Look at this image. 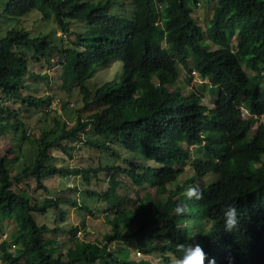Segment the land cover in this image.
Segmentation results:
<instances>
[{"label":"trees","instance_id":"1","mask_svg":"<svg viewBox=\"0 0 264 264\" xmlns=\"http://www.w3.org/2000/svg\"><path fill=\"white\" fill-rule=\"evenodd\" d=\"M167 1L134 0L132 17L129 13H112L111 9L118 6L116 0H7L2 12L5 20H16L33 10L44 19L53 13L57 29L66 32L71 40L66 44L58 37L59 31L30 38L19 29L9 30L0 39V93H4V97L0 96V138L21 132L25 140L32 139L38 146L33 164L25 166L17 176L8 167L9 155L0 157V218H10L13 211L18 215V230L13 234L18 250L13 256L4 243L1 258L5 264H83L99 259L87 251V243L77 242L78 227L60 225L66 220L63 204L78 206L76 200L57 196L45 199L39 206L31 205L29 196L15 184L33 176L37 188L47 190L44 180L52 176L82 175L88 181L92 175H105L111 183L109 192L103 196L94 189L91 192L96 191L92 195L107 202L105 196L110 197L118 187L116 172H121L138 186L146 180L161 197L175 181L176 167L191 159V151L183 147L185 143L202 145L208 159L194 163L197 175L204 177L213 172L219 181L198 190L200 199L182 197L177 204L184 207L180 215L175 214L171 199L167 203L160 197L152 200L153 206L150 204L146 211L151 222L124 234L115 223L110 242L131 238H138L141 245L154 242L151 248L161 254L166 264H172L171 253L181 255L179 245L194 242L203 248L204 264L209 259L215 264H264V0H221L206 28L193 17L197 0H175L173 7L163 12L161 6ZM170 10L175 13L166 18ZM71 22L82 25L84 32L74 34ZM235 41L237 51L233 48ZM211 46L216 49L211 50ZM189 50L196 56L193 69L201 79L209 81L210 92L218 89L212 110L203 104L202 94L178 97L169 90L178 79L176 62L190 68ZM76 52L79 54L73 58ZM29 53L37 63L45 60L48 66L61 65L62 79L71 93L75 88L69 85L77 77L85 100L91 99L85 108L94 104H105L106 108L72 128L61 123L62 116L54 111L55 128L33 138L24 112L47 108L50 115L52 110L48 109L49 97L24 95L29 88L23 82L29 73ZM115 58L123 63L120 83L116 86L105 82L91 93L85 84L100 66ZM71 64L74 66L70 71ZM244 65L256 75L248 76ZM138 77L145 83L142 90L138 88ZM47 78L41 75L39 80ZM10 102L20 103L21 108L14 109ZM60 104L65 111L75 108L61 100ZM244 110L248 118L243 117ZM91 125L103 141H82L80 134ZM254 126L258 129L252 135ZM76 140L101 154L114 156H118L120 144L130 152L140 151L161 168L100 164L97 168L72 169L52 165L50 151L58 147L71 152L72 148L64 147L62 142ZM115 198L118 200V195ZM227 205L237 209L238 223L232 232L223 228L221 209ZM31 209L41 215L55 210L60 224L55 221L52 230L38 226ZM192 217L202 224L194 239L187 227L176 229L171 224ZM110 263L121 264L113 256Z\"/></svg>","mask_w":264,"mask_h":264},{"label":"rangeland","instance_id":"2","mask_svg":"<svg viewBox=\"0 0 264 264\" xmlns=\"http://www.w3.org/2000/svg\"><path fill=\"white\" fill-rule=\"evenodd\" d=\"M99 1H107V0H99ZM175 0H168L166 3H164L165 9H170L174 5ZM221 0H214V2L207 3V0H197L196 5H194V14L193 17L197 19L200 22L201 26H206L212 19L213 11L217 9V5ZM118 6H114L112 10L113 13H123V11L131 14L133 17V0H117ZM7 5V0H0V39L4 38L9 30L12 29H19L27 32L30 36V38H35L39 36H48L51 33L53 34L55 31H59L60 29H57V21L53 16V13H48L49 18L44 19L43 15L33 10L29 14L17 18L16 20H5L3 16V10H5ZM172 6V7H171ZM126 9V10H125ZM121 11V12H120ZM174 12L171 11L169 13H166L167 17ZM131 17V16H129ZM72 27L71 31L76 34H81L84 32V28L81 26L77 27L76 23L71 22ZM59 36V35H58ZM74 39V37H72ZM57 40V38H56ZM71 39L69 38V41ZM154 43H156L154 41ZM163 46L165 47L166 44L163 43ZM233 48L235 51L238 50L236 41L233 44ZM79 53L76 52V54L73 55V58H76V56ZM33 55L30 53L28 54V67H29V73L24 81L25 87L32 86V88H29V92H32L31 95H34L36 97H49L51 99V102L53 104L52 113L48 115L46 113V109H40V110H28L24 112V118H26V124H28V130L29 133L34 137L39 138L42 134L43 130H51L55 128V117L57 114L61 115V123H66L70 128H72L78 121H90V117L95 113H99L102 109L105 108V105H95L92 107H86V104L84 103V97L83 94L80 93L79 89V81L78 78L75 77L71 80V86L73 89V86L75 88L74 92H69L67 86L65 85L63 79H62V67L61 65H47L45 64V60H42L41 63H37L35 60L32 59ZM59 57V56H58ZM60 58V57H59ZM74 65H69V70L71 71L72 67ZM178 70V76L179 81H175L170 88H174L176 91L174 94H176L178 97L180 96H190L191 93H193V90L199 91L201 94L204 95V103L209 108H214V102L218 95V89L213 90V100L212 103L209 101L212 97L208 96L205 97L207 93L210 92V86L204 85L203 81L199 79L197 75L194 73L189 75L187 73V70H185L181 65L179 64L177 66ZM46 71V72H45ZM249 76H255L254 73L250 70H247ZM41 74L44 76H48L47 79L39 80L41 77ZM123 78V65L121 59H112L109 64L100 66L97 69V73L95 76H92L88 82L85 84V87L88 88V90L91 93H95L96 90L101 88V86L107 82V83H114L116 86L118 83H120L121 79ZM140 78L138 77L136 81H138ZM68 86V87H69ZM140 90H142V87H140ZM29 93H24V95H27ZM4 95V94H3ZM60 100L64 103L67 102L71 105H74V110H67L65 111L64 108L60 104ZM88 102H91L88 100ZM14 109H20L21 104H17L16 106L13 105ZM83 108V110L79 114H75L76 110H79ZM54 111L57 114H53ZM94 114V115H95ZM23 117V115H22ZM243 117L247 118L249 117V114L244 110L243 111ZM92 127V128H91ZM88 126L87 130L85 132L80 134V137L82 138V141L86 140H94V141H103L102 138L98 137L95 133V130L93 126ZM258 126H254L251 130V134L255 135L257 132ZM14 137L16 139L14 140ZM52 140H55L56 137H52ZM187 144V143H186ZM62 145L64 147H71L72 151L69 152L66 149L62 150L58 147H55L53 150L50 151V155L53 157V161L51 164L56 165L59 168H84L87 169L89 167L97 168L102 165H120V164H126L128 167L130 166H139L142 169H145L147 167L150 168H161L157 163L154 161H148L143 154L141 155L140 151L137 152H130L126 150L122 145H118L117 147L120 149V152H118V156H114L111 153H100L98 150L93 149L89 147L85 142H80L76 140L73 143H70L68 141L62 142ZM188 145V144H187ZM186 146L184 145V148ZM189 147V145H188ZM186 147L185 149H188ZM192 153H194L195 148H191ZM10 158H8V167L13 170V175L17 176L20 174L22 168H24L26 165H32L38 152V146L34 144V141L32 139L25 140L22 133L16 134H7L0 138V156L8 155L10 152ZM202 154L205 155V152L203 150ZM264 161V156L262 157ZM191 163V162H189ZM194 173L192 171V168L187 165L185 168V172L183 175L180 176L178 183L179 185H183L185 182H187L189 179L193 177ZM210 175L205 177V179H209ZM117 182L119 183V186L117 188V193L120 195L122 199H124L127 203L121 206L120 209L124 208H130L133 207V209H136L137 205H133L134 201H137L138 198L142 199V203L144 206V209L150 205V195L149 191L151 190V187L148 185V182L144 180V183L138 185H133L132 183H129L127 177L124 174H118V178H116ZM214 179H210L206 182V184H209ZM201 183H203L201 180H199ZM45 185L48 188V192L43 190H37L35 189V181L34 179H26L25 182H22L23 187L28 190L30 193H32V196L38 201L42 202L44 198H46L48 195L49 197H67L77 200L78 206L76 205H68L63 204V210L66 215V220L63 224H60L59 218H56V214L54 210H51L46 216H38L37 213H34L33 216L38 219L39 222L47 223L50 225V227H53L55 221H57L58 224L64 225L65 228L69 226H76L79 229L83 230L84 237L82 240L78 239L79 242H89L93 243L94 247L96 249L99 248V245L104 244V236L106 234L111 233L112 226L109 224L110 220L114 219V214L112 212L114 210L111 209V204L114 200L115 194H111L113 196L111 204L104 199H98L97 197H94V195L90 194L87 195L86 193H93V192H100V195H105L107 192H109L110 187L107 186V183L109 184V178L104 175V177H98L92 175L90 176V179L86 181L83 177H61V176H52L44 181ZM110 185V184H109ZM196 185L199 186V184ZM144 187L142 190L141 188ZM191 187V186H189ZM92 189L96 191H92ZM170 188V190H172ZM154 190V189H153ZM153 190L151 193H153ZM61 194V195H59ZM152 205V204H151ZM153 206V205H152ZM81 207H88L89 209H95L96 213L93 211V215H84V211ZM110 212L105 213V211ZM107 214V215H106ZM133 215H136L139 217L140 220L149 219V215L144 213L143 208H141L136 213H129V212H123V216L120 219L122 222L126 221L127 219L131 218ZM1 219L3 220V223L0 227V264H5L1 260V254L2 250L1 247L4 242L9 243V246L13 253H16L17 251V244L12 240V235L14 232L18 229V215L13 212L11 217L9 219L1 216ZM85 222L86 225H83ZM174 226H180L181 222H173ZM91 225L93 229H96L93 233H90L87 231V227ZM201 223H191L190 227H196L197 233H193V230L191 231V234H194L195 236L198 235L201 232L200 226ZM136 229V227H135ZM7 235V236H6ZM111 250H115L117 255L120 256L121 253V243L114 242L112 246L110 247ZM138 252L136 247H127L124 251L125 255L128 256H138ZM142 253V252H141ZM141 255H144L143 253ZM152 264H164L161 256L156 253L153 255V258L150 259ZM143 264H147V262L142 259ZM26 264V263H22ZM97 264H109L107 260L99 261ZM176 264V263H175Z\"/></svg>","mask_w":264,"mask_h":264},{"label":"clouds","instance_id":"3","mask_svg":"<svg viewBox=\"0 0 264 264\" xmlns=\"http://www.w3.org/2000/svg\"><path fill=\"white\" fill-rule=\"evenodd\" d=\"M117 1V0H116ZM214 2V1H213ZM211 3V2H210ZM206 4H208V3H206ZM194 5H196L195 3H194ZM132 6H133V9H134V0H133V4H132ZM172 7V6H171ZM194 7V6H193ZM126 10V9H125ZM161 10L164 12L166 9L164 8V5H162L161 6ZM171 11H173V10H170V12ZM216 11V10H215ZM215 11H213V13L215 12ZM121 12V11H120ZM174 12V11H173ZM113 13V12H112ZM123 13L126 15V14H128L127 13V10H126V12L125 11H123ZM175 13V12H174ZM115 14H120V13H115ZM133 14H134V10H133ZM193 14H194V12H193ZM172 15V14H171ZM170 16V15H169ZM168 16V17H169ZM166 18H167V15H166ZM212 18H213V15H212ZM197 20V19H196ZM212 20V19H211ZM198 21V20H197ZM199 22V21H198ZM161 24H162V22H160ZM210 23V22H209ZM208 23V24H209ZM199 24H200V22H199ZM207 24V25H208ZM77 25V27H79V26H81V25H79V24H76ZM207 25L204 27V26H201L202 28H206L207 27ZM57 34L59 35L58 37H61L64 41H65V43L67 44V43H69L70 41H69V37H68V34L66 33V32H64L63 30L62 31H59V32H57ZM61 34H63V36L61 35ZM164 43V42H163ZM210 49L211 50H215L216 49V46H211L210 47ZM189 52H190V55H189V62H188V65L190 66V68L189 69H187V67H185L183 64H181L180 62H176L177 63V66L180 64L181 65V67H183L185 70H187V73L189 74V75H191V74H195V75H197L198 77H199V79L200 80H202L203 81V84L204 85H208V86H210L209 85V81L208 80H206V81H204L203 79H201V77L199 76V74L193 69L194 68V62H195V60H196V56H195V54H194V52L192 51V50H189ZM109 64V63H108ZM122 65H123V63H122ZM176 69H177V67H176ZM244 70H245V72L247 73V75H248V72H247V70H249L248 68H247V65H244ZM46 72V71H45ZM177 72H178V70H177ZM189 72H191V73H189ZM253 72V71H252ZM254 73V75H256L255 74V72H253ZM42 75V74H41ZM249 76V75H248ZM251 77V76H250ZM176 81H179V76H178V79L176 80ZM144 81H142V80H140L139 79V85H138V88L140 89V87H142L143 88V86H144ZM79 86V85H78ZM29 88H32V86H29ZM28 88V89H29ZM80 89V88H79ZM169 90L171 91V92H175L176 90L174 89V88H169ZM193 92H195V93H199V94H201L199 91H197V90H193ZM28 93H29V95H31V93L32 92H29V90H28ZM80 93H81V90H80ZM4 93L3 92H1L0 93V96H2V97H4V95H3ZM192 94V93H191ZM190 94V95H191ZM203 95V94H202ZM31 96H34V95H31ZM204 96V95H203ZM208 96H211L212 98L209 100L211 103H212V100H213V92L211 93V92H209V93H207L206 94V96L205 97H208ZM36 97V96H35ZM39 97H41V96H39ZM83 97H84V103L87 105L88 103H90V102H88V100H85V97L86 96H84L83 95ZM185 97H189V96H185ZM90 101H91V99H89ZM203 103H204V99H203ZM20 104V103H19ZM9 105H14V106H16L17 104H12L11 102L9 103ZM95 105H105V104H94V105H91V107L92 106H95ZM205 106H207L206 104H204ZM52 108H53V104H52V102H51V105L48 107V109H51L52 110ZM105 108H106V105H105ZM104 108V109H105ZM207 108L209 109V110H212L211 108H209L208 106H207ZM214 108H215V106H214ZM213 108V109H214ZM246 111V110H245ZM247 112V111H246ZM248 118V117H247ZM82 122H83V120H82ZM66 124V123H65ZM67 125V124H66ZM67 127L68 128H70L68 125H67ZM91 127V126H90ZM205 144V142L203 143V145ZM184 145L186 146V147H188V145L185 143V144H183V147H184ZM185 147V148H186ZM195 148V151H194V153H192V150H191V148ZM202 145L201 146H196V145H189V150L191 151V159L188 161V162H186V163H184V164H181V165H179V166H177L176 168V172H175V177H176V179H175V181L172 183V184H170L169 186H168V189H167V194H165V195H163V196H158V193H157V190L154 188V190H153V188L151 187V190L149 191V195H150V201H149V203L152 201V200H155V199H157V200H160L159 199V197L161 198V200L162 201H164V202H168V200L169 199H171V201H172V206H175V208H174V212H175V214L176 215H180L183 211H184V207H183V205H177L178 204V201L182 198V197H184V196H186L188 199H191V198H196V199H200V192L198 191V190H204V189H206V188H208L210 185H214V184H216L218 181H219V176H218V174H216V173H213V172H210V173H208V174H206L204 177H200L199 175H197V173H196V171H195V169H194V167H193V165H194V163H196V162H198V161H206V160H208L207 159V157L204 155V154H202ZM11 153H13L12 151L8 154L9 155V158H10V155H11ZM3 156H7V155H3ZM3 156H0V157H3ZM189 162H191V163H189ZM53 165V164H52ZM187 165H189L191 168H192V171H193V173H194V175H193V177L191 178V179H189L187 182H185L183 185H179V183H178V180H179V178H180V176L181 175H183V173L185 172V168H186V166ZM26 166H29V165H26ZM54 166H56V165H54ZM119 166H122V167H126V168H128V166L126 165V164H120ZM57 167V166H56ZM59 168V167H58ZM69 168H74V167H69ZM79 169H82V168H80V167H78ZM23 169L24 168H22V170L20 171V172H22L23 171ZM12 174H13V170H12ZM116 174H117V177L116 178H118V174H124L126 177H127V179H128V181H130L129 183H132L134 186L136 185L128 176H127V174H125V173H121V172H116ZM210 175V177H209V179L207 178V179H205V177H207V176H209ZM57 176H59V175H57ZM82 177V175H78V176H75V175H71V176H67V177H76V178H78V177ZM26 179H34V181H35V178L33 177V176H29V177H26V178H24L22 181H21V183L20 184H18V186H17V184H15V188L16 189H18V190H22V191H24L28 196H29V204H31V205H33V204H36V205H41L42 204V202L45 200V199H50V198H54V197H49V195L46 197V198H44L43 199V201L40 203V202H38L33 196H32V193H30L28 190H26L24 187H23V185H22V182H25V180ZM210 179H214L211 183H209V184H206V182L208 181V180H210ZM46 180V179H45ZM44 180V181H45ZM199 180H201L203 183H201ZM116 182H117V180H116ZM196 182H197V184H199V186H197L196 185ZM109 184H111V183H109ZM108 183H107V186H111V185H109ZM117 184H118V186H119V183L117 182ZM189 186H191V187H189ZM140 187V186H139ZM173 187V189L172 190H170V188H172ZM118 188V187H117ZM117 188L114 190V192H115V195H118V197H119V199L117 200L116 198H115V196H114V200H113V202H112V198H113V196H111V194H110V197H107V196H105V198H107V199H109L108 200V202L111 204V202H112V204H111V209L110 210H114L113 212H112V214H114V219L113 220H110V222H109V224L112 226V232H113V229H114V224L115 223H117V224H119L120 225V228H121V232H122V234H124V233H126L127 231H138V230H140V228L142 227V224H147V223H149V222H151V221H149V219H144V220H140L139 219V217H137L136 215H133L131 218H129V219H127L126 221H124V222H122L120 219L122 218V216H123V212H129V213H136L137 211H139L141 208H143V210H144V213H146V211L148 210V209H150L148 206L144 209V206H143V204H141L142 203V199H139L138 198V200L137 201H134L133 202V205H137L136 207V209H133V207H130V208H124L123 207V209H120L121 208V206H122V204H120V200L122 199L121 197H120V195L117 193ZM35 189H37V190H40V188L38 189L37 188V186H36V181H35ZM143 189V187L141 188V190ZM41 190H43V191H46V192H48V188H47V190H44V189H41ZM152 190H153V193H151L152 192ZM178 190H181V192H178ZM113 192V193H114ZM87 195H90V194H92V193H86ZM95 197V196H94ZM97 197V196H96ZM98 198V197H97ZM101 199H103V198H101ZM123 200V204L125 205L127 202L124 200V199H122ZM77 201V200H76ZM155 207V206H154ZM81 209L82 210H85L84 211V215H88V213L90 214V215H93L94 213H93V211L96 213V210L93 208V209H89L88 207H81ZM93 210V211H92ZM51 210H48V212H47V214L50 212ZM55 211V210H54ZM13 212H15V211H13ZM12 212V213H13ZM30 212L32 213V215L34 214V213H37V212H34L32 209L30 210ZM16 213V212H15ZM105 213H108V215H109V213L110 212H107V210L105 211ZM221 213H222V219H223V228H224V231L225 232H232L234 229H235V227L237 226V223H238V221H237V209H236V207H234L233 205H227V206H225V207H223L222 209H221ZM17 214V213H16ZM46 214V215H47ZM37 215L38 216H46V215H41L40 213H37ZM107 215V214H106ZM173 215V214H172ZM34 217V216H33ZM7 219H9V218H7ZM34 219H35V222H36V224L38 225V226H46V227H48V228H50L51 230H52V228L54 227V225H53V227H50V225L49 224H47V223H42V222H39L38 221V219H36L35 217H34ZM0 227H1V225H2V223H3V220L0 218ZM173 222H176V221H173ZM173 222L171 223L172 224V226L173 227H175L176 229H180V228H182V227H187L188 228V231H189V236H190V238H192V239H194V238H196V236L194 235V234H191V231L193 230V233H197V228L196 227H190V224L191 223H197L198 222V219H195L194 217H192V219H190V220H178L177 222H181V224H180V226H174V224H173ZM83 225H86L85 224V222L83 223ZM135 227H136V229H135ZM208 227V226H207ZM156 227H154V229H155ZM18 230V229H17ZM16 230V231H17ZM148 230H150V229H148ZM16 231H15V233H16ZM87 231L88 232H90V233H93L94 234V231H96V229H93V227L91 226V225H89L88 227H87ZM112 232L111 233H109V234H106L105 236H104V244L103 245H99V248L98 249H96L95 247H94V244L93 243H89V242H79L78 241V239H80V240H82V238L85 236L84 235V232H83V230H81V229H79L78 228V231H77V234H76V240H77V242L78 243H87L88 244V247H86V249H87V251L89 252V253H95L98 257H99V259L95 262V263H83V264H97L99 261H103V260H107L108 262H109V264H111L110 263V258H111V256H113L115 259H117V260H119L120 262H121V264H123V263H126V264H143V261H141L142 259H144L146 262H147V264H152V262H151V258H153V255H155L156 253H158L160 256H161V254L157 251V250H154V249H152L151 247H153L154 246V242H148V243H145L144 245H141L140 244V241H139V239L138 238H131V239H128V240H122V239H116V240H113L112 242H110V240H109V235H111L112 234ZM48 234H50V235H52L53 234V232H50V233H48ZM7 236V235H6ZM12 240H13V235H12ZM14 241V240H13ZM15 242V241H14ZM114 242H118V243H121V253H120V256H122V258L123 259H121L118 255H117V253L115 252V250H111L110 249V247L112 246V244L114 243ZM4 243H6V242H4ZM4 243H3V245H4ZM17 244V243H16ZM3 245H2V247H1V250H2V248H3ZM126 245H127V247H136L137 248V251H139L138 252V256H140L139 258H137V256L135 255V256H128V255H125V253H124V251H125V249H126ZM17 246H18V244H17ZM7 247H8V249H9V252L14 256V255H16V253H17V251H16V253H13L12 252V250H11V248H10V246H9V243H7ZM178 248L180 249V251H181V255L179 256V257H177L175 254H173V253H171L170 254V257H171V259H172V264H204V261H205V259H206V255H205V253H204V251H203V248H202V246H200L197 242H194V243H192V244H188V245H179L178 246ZM17 250H18V248H17ZM144 254V255H141L142 253ZM1 256H2V254H1ZM161 258H162V256H161ZM1 260H2V258H1ZM162 260H163V258H162ZM163 262H164V264H166V262L163 260ZM4 263V262H3ZM22 263H25V262H21L20 264H22ZM208 264H215V261L214 260H212V259H209L208 260Z\"/></svg>","mask_w":264,"mask_h":264},{"label":"built area","instance_id":"4","mask_svg":"<svg viewBox=\"0 0 264 264\" xmlns=\"http://www.w3.org/2000/svg\"><path fill=\"white\" fill-rule=\"evenodd\" d=\"M63 36V34H61Z\"/></svg>","mask_w":264,"mask_h":264}]
</instances>
